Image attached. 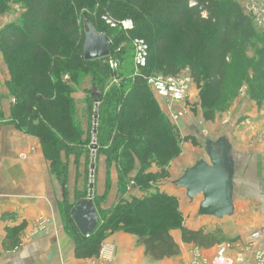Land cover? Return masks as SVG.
Wrapping results in <instances>:
<instances>
[{
    "label": "trees",
    "instance_id": "1",
    "mask_svg": "<svg viewBox=\"0 0 264 264\" xmlns=\"http://www.w3.org/2000/svg\"><path fill=\"white\" fill-rule=\"evenodd\" d=\"M18 1L25 6L20 27L9 23L0 28V45L11 72L7 85L15 98L12 122L18 129L39 138L58 179L66 171L61 149L65 160L70 149L85 154L87 159L92 151V136L74 124L71 88L60 80L61 74L66 70L73 75L76 70L91 72L93 83L100 89V93H92L89 99L91 104L98 103L95 160L105 154L108 163L115 161L118 198L110 207L101 208L96 201L106 198L96 200L93 191L92 201L96 203L99 220L92 232L83 235L63 194L64 224L74 241L75 255L97 256L101 243L116 231L134 234L145 254L154 260L180 253V246L171 234L174 229L181 230L185 243L203 248L219 243L211 231L187 228L176 196L158 187V179L168 177L165 166L181 152V139L146 87L145 77L151 75L152 62L154 69L162 74L175 75L179 73L180 58L187 57L194 82H202L203 90L218 97L225 89L231 66L241 62L246 76L240 81L244 79L252 99L264 104V34L257 31L252 16L235 0ZM89 4L90 8L96 4L99 7L95 17L88 12L84 13L85 17L97 31L107 33L112 46L109 56L83 60L84 26L77 12ZM102 14L114 20L129 18L134 27L128 31L111 28L101 20ZM48 25L56 26L63 42L48 39ZM134 37H141L148 44L147 64L132 79H126L121 72L126 50L120 47L116 51L113 46ZM79 41L81 46L77 45V49L75 44ZM255 42L258 46L255 58H245ZM169 47L174 55L167 54ZM26 49L35 64L27 72H19L18 67L13 68L12 56L17 58L16 53ZM65 51L66 54L60 55ZM110 57L117 63L113 72ZM52 75L59 80L57 83L52 82ZM113 75L123 81L108 86ZM90 113L94 116L95 111ZM153 164L161 168L159 174L150 171ZM132 171H136L134 177L130 175ZM96 175L95 169L94 182ZM59 181L66 182L62 177ZM106 187H110L108 175ZM129 187L138 188L143 194L125 197ZM87 195L82 194L77 201Z\"/></svg>",
    "mask_w": 264,
    "mask_h": 264
},
{
    "label": "rangeland",
    "instance_id": "2",
    "mask_svg": "<svg viewBox=\"0 0 264 264\" xmlns=\"http://www.w3.org/2000/svg\"><path fill=\"white\" fill-rule=\"evenodd\" d=\"M235 1L241 5L244 12L251 16L252 14L247 11L246 5H252L255 3L260 5V3L264 2V0ZM98 7L99 6L96 4L93 8H90L89 4L88 7H85L82 10L80 9L77 12V18L79 22H81V24L84 26V19L87 18L85 17L84 13H91L90 15L95 17ZM0 9L2 11L0 14V28L3 25L9 23H14L15 27H20L23 19V13L25 11V6L22 2L18 0H2L0 2ZM46 29L48 39H59L58 41L60 43L63 42V38L56 26L48 25L46 26ZM168 30L171 31V28L168 27ZM257 31L261 34H264V30L262 29H257ZM173 35L174 38H176L175 32ZM77 45L80 47L81 41H79V43L76 42L75 46L77 47ZM120 47L121 49L126 50V53L123 56L124 60L121 72L123 76H126V79H132L131 77L134 76L136 71L133 63V50L129 39H122L116 42V44L114 43V50L119 51ZM257 47L258 46L255 42L254 46L247 51L244 57H248L249 59L255 58ZM66 53L67 51L61 53L60 55H64ZM167 54L174 55L170 47L167 51ZM16 56L18 57L14 58V55L12 56L14 59L13 68L18 67L17 71L19 72H27L35 64L34 60L28 57V49L17 52ZM110 59L113 58L110 57ZM116 67L117 66H110L112 72L116 69ZM0 68L2 71L1 74L4 78L3 83L1 84L4 89H6V92L11 99V103L9 105V116L7 118L8 121L14 124L12 122L14 97L10 94L7 85L11 79V72L10 66H8L6 58L4 57L1 45ZM154 68V62H152L150 69V73L152 75L162 73L160 70H155ZM244 68L242 67L241 62H235L233 66H231L229 75L225 80L224 91L219 93L218 97H215L211 96L208 90H203L202 82H194L191 73L192 70L187 62V57L180 58L179 72H188L191 77V82L189 95L185 101L186 113L179 121H176L175 123L170 119L166 110L164 111L161 108V105L165 104V101L162 100L149 86L146 85V87L151 91L156 104H158L160 110L164 113L165 117L174 127V130L181 139V152L177 157L170 160V162L165 166V169L168 172V177L166 176L164 178L158 179V187L160 183H169L172 175L182 172L186 167L191 166L196 159L201 157L208 159L203 148L204 142L212 138L216 139L217 136L221 135L226 137L228 136V138H230L235 144L236 151H240L236 152V156H240L239 159L243 158L241 163L242 169L246 165H249V163L256 167L255 173L250 175L252 176L253 180L244 182V191L242 197L237 198L234 214L230 217L214 219L216 226L210 231L219 240V243L217 244L231 241V238L226 237L224 232L226 225H230L229 227L232 228H234L236 225L241 227L243 230L248 231L253 228H258L259 230V228L264 227V165H262L260 162L256 163V156H254L255 154L253 153L256 151L255 149L262 153L264 148V104L258 103L252 99L248 93L247 84L243 81L244 79L240 81L241 78L246 76ZM76 72L77 73H74L73 75L71 72L66 70L62 72L60 80L71 88L69 97H71L73 100L72 119L76 125V128H81L84 130V133H90L92 136L94 120L93 114L91 115L90 112L94 110L95 102L93 103L92 101L91 104L89 99L92 93H100V89L93 83L91 72H80V70H76ZM58 81H56L52 75V82L57 83ZM109 81L110 82L108 86H111L123 80L121 77L113 75ZM124 82L125 85H128L126 81ZM108 86L106 87V90L109 88ZM261 121L262 124L258 127H255L258 123L260 124ZM185 125H189V128H185ZM70 150L71 151L69 152L68 157H66V160L63 154L64 150H60L61 159L63 160L62 163L66 164V171L61 175V177L65 178L66 180L65 184H62L59 181L61 177L58 179L57 174L54 173V170H51V173L56 178L61 190L60 201H63V194L65 193V200L68 201V204H70L72 201H77L82 194H88L90 176V157L87 159L85 154H79L78 151L74 149ZM194 151H197L198 154ZM103 157L106 166V173H109L111 165L115 163V161L108 163L105 154L99 155L97 161L95 160V169L97 175L95 178L93 191L96 189L98 173L100 171L99 164L103 162ZM150 171L159 174L161 172V168L156 164H153L150 168ZM135 173L136 171H132L130 174L131 177H134ZM246 177L250 178L247 170L244 171V178ZM131 184H134V181H131ZM132 188L134 187H129L128 192ZM177 189L179 193L172 195L176 196L179 202V208L181 205L186 216L189 215V217H195L197 214V206L202 198L201 195H198L193 199H189L185 194V189L179 187ZM99 198L103 197L97 196L96 200H101Z\"/></svg>",
    "mask_w": 264,
    "mask_h": 264
},
{
    "label": "crops",
    "instance_id": "3",
    "mask_svg": "<svg viewBox=\"0 0 264 264\" xmlns=\"http://www.w3.org/2000/svg\"><path fill=\"white\" fill-rule=\"evenodd\" d=\"M1 73L0 68V264H189L195 248H199L206 257L213 255L217 243L208 248L185 243L182 241L181 230L174 229L171 234L180 246V253L176 256L154 260L145 254L144 247L137 242L134 234L116 231L108 234L104 240L115 245V256L111 262H103L97 256L77 257L74 241L65 228V205L64 201H60L61 190L51 173V163L45 157L38 137L18 129L8 121L11 99L1 84L4 79ZM161 108L167 112L165 104ZM261 124L262 121L255 127ZM185 126L189 128V125ZM226 138L234 150L236 160L232 179L236 208L237 198H241L244 191V182L253 180L250 175L255 173L256 167L249 163L242 169L243 158L236 156V152L240 151H236L235 144L228 136ZM255 150L256 163L264 165V148L262 153ZM99 170L94 195L105 197V200L96 202L101 208H108L118 198V173L115 164L106 173L104 157ZM246 170L250 178H244ZM182 172L172 175L169 183H160L159 188L170 194H178V187L172 181ZM107 175L110 187H106ZM142 194V191L134 187L125 197ZM76 202H70L72 208ZM180 210L184 214L181 205ZM196 213L195 217L184 214L187 228L210 231L216 226L214 219L217 218L199 215L198 206ZM42 220L44 226H39ZM229 226L226 225L224 232L233 243L230 253L235 259L234 264H255L254 251L262 237L253 240L249 234L258 228L248 231L236 225L234 228ZM259 230L264 239V227Z\"/></svg>",
    "mask_w": 264,
    "mask_h": 264
},
{
    "label": "water",
    "instance_id": "4",
    "mask_svg": "<svg viewBox=\"0 0 264 264\" xmlns=\"http://www.w3.org/2000/svg\"><path fill=\"white\" fill-rule=\"evenodd\" d=\"M111 40L106 32L96 30L92 22L84 19V41L82 46L83 60H93L109 56ZM98 103L95 104L93 116L92 144L90 157L89 188L86 198L77 201L71 209L73 220L83 235L92 232L99 220L98 211L92 201L95 173L96 124ZM204 151L208 157L197 159L172 183L185 189L189 199L201 195L198 214L217 219L230 217L235 212L232 179L235 174L236 160L234 150L225 136L209 139L204 142Z\"/></svg>",
    "mask_w": 264,
    "mask_h": 264
},
{
    "label": "built area",
    "instance_id": "5",
    "mask_svg": "<svg viewBox=\"0 0 264 264\" xmlns=\"http://www.w3.org/2000/svg\"><path fill=\"white\" fill-rule=\"evenodd\" d=\"M246 9L253 16V22L257 29L264 30V2L260 5L252 4L246 5ZM205 15V13H204ZM101 20L111 28L128 31L134 27L131 19L114 20L107 14L100 16ZM111 40V39H110ZM133 49V63L136 73L139 69L145 67L148 58V44L145 39L141 37H134L131 39ZM111 67L117 66L113 60H109ZM146 84L165 101L167 114L175 123L179 121L186 113L185 101L189 95L191 77L188 72H179L175 75L171 74H157L148 75L145 77ZM15 102V98L13 99ZM39 226H44V221L39 223ZM251 239H259L261 241L257 244L254 251L255 264H264V239L260 230H253L249 234ZM233 247L231 241L220 243L216 246V250L211 257L202 255L199 248H195L192 252V258L189 264H234L235 259L230 251ZM115 256V245L108 241H103L99 249L97 258L103 262H111Z\"/></svg>",
    "mask_w": 264,
    "mask_h": 264
}]
</instances>
